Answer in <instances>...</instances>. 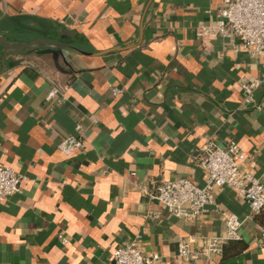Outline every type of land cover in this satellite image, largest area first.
I'll return each instance as SVG.
<instances>
[{"label": "crops", "instance_id": "0c3cea01", "mask_svg": "<svg viewBox=\"0 0 264 264\" xmlns=\"http://www.w3.org/2000/svg\"><path fill=\"white\" fill-rule=\"evenodd\" d=\"M222 0H0V163L24 176L0 201V264H109L141 235L156 264L198 249L241 220L238 264H264V209L231 187L194 220L140 191L164 180L203 185L204 143H237L264 184V67L235 37L203 34ZM57 63V64H56ZM257 79L245 101L239 79ZM53 86L65 89L47 99ZM114 88L120 89L113 95ZM82 126L84 147L58 144ZM66 237L62 243L58 235Z\"/></svg>", "mask_w": 264, "mask_h": 264}, {"label": "built area", "instance_id": "2783aa9c", "mask_svg": "<svg viewBox=\"0 0 264 264\" xmlns=\"http://www.w3.org/2000/svg\"><path fill=\"white\" fill-rule=\"evenodd\" d=\"M202 33L238 38L242 49L258 56L264 67V0H222L215 23L204 27ZM238 83L245 94V101L250 102L253 90L259 81L242 77ZM64 89L53 86L47 94V99L62 95ZM119 92L118 88L112 90L113 95ZM83 147L84 139L80 123L75 125V134L64 137L58 144L59 150L65 155H70ZM196 159L205 171L203 185L181 177L161 181L153 189L141 185L140 191L161 203L173 216L187 221L194 220L204 212L206 207L214 202L215 189L223 186L236 189L249 204L253 213H259L263 209L264 184L251 173L241 169L240 161L243 160V156L239 153L236 142L230 141L226 146H220L208 140ZM23 179L24 176L13 168L0 163V201L19 191ZM224 224L222 236L208 238L198 249L192 247L193 237L179 240L178 260L191 263L200 257L209 258L211 255L220 257L222 244L229 239L239 238L241 220L234 213H225ZM58 237L63 244L67 242L63 235L60 234ZM259 246L264 251V228L262 227ZM158 260L157 253H145L142 250L141 235L137 234L113 250L109 264H156Z\"/></svg>", "mask_w": 264, "mask_h": 264}, {"label": "trees", "instance_id": "16d2710c", "mask_svg": "<svg viewBox=\"0 0 264 264\" xmlns=\"http://www.w3.org/2000/svg\"><path fill=\"white\" fill-rule=\"evenodd\" d=\"M260 212L257 214H260ZM257 220L261 224L264 225V222L262 220L260 219H257ZM245 249H246V245L241 240V238H232V239L225 241L222 244V253L220 255V258L217 264H238L240 255Z\"/></svg>", "mask_w": 264, "mask_h": 264}, {"label": "water", "instance_id": "95a60500", "mask_svg": "<svg viewBox=\"0 0 264 264\" xmlns=\"http://www.w3.org/2000/svg\"><path fill=\"white\" fill-rule=\"evenodd\" d=\"M57 64V63H56Z\"/></svg>", "mask_w": 264, "mask_h": 264}]
</instances>
